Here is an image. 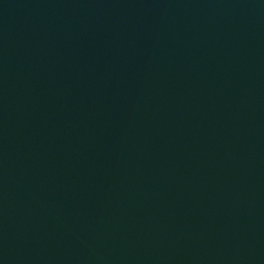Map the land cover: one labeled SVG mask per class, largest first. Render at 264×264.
Listing matches in <instances>:
<instances>
[{
    "label": "water",
    "instance_id": "water-1",
    "mask_svg": "<svg viewBox=\"0 0 264 264\" xmlns=\"http://www.w3.org/2000/svg\"><path fill=\"white\" fill-rule=\"evenodd\" d=\"M0 264H264V0H0Z\"/></svg>",
    "mask_w": 264,
    "mask_h": 264
}]
</instances>
